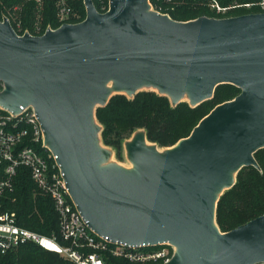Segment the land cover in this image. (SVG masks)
I'll return each mask as SVG.
<instances>
[{"label": "water", "instance_id": "water-1", "mask_svg": "<svg viewBox=\"0 0 264 264\" xmlns=\"http://www.w3.org/2000/svg\"><path fill=\"white\" fill-rule=\"evenodd\" d=\"M77 23L19 35L0 20V106H31L57 156L69 196L98 236L133 245L169 242L163 264H264V214L220 231L216 204L264 148V11L187 21L149 0H83ZM240 92L187 137L160 150L144 129L123 146L130 167L108 163L95 110L144 90L191 107L216 86ZM186 98V99H185Z\"/></svg>", "mask_w": 264, "mask_h": 264}, {"label": "trees", "instance_id": "trees-1", "mask_svg": "<svg viewBox=\"0 0 264 264\" xmlns=\"http://www.w3.org/2000/svg\"><path fill=\"white\" fill-rule=\"evenodd\" d=\"M262 0H149L154 10L168 14L172 19L187 21L199 16L229 17L245 13L263 12L258 3ZM99 12L108 8V0H92ZM212 3L228 7L225 13L210 8ZM251 4L245 7L244 4ZM68 11L63 22L77 23L85 18L83 0H0V20L7 17L15 32L24 31L41 35L47 27L57 28L61 11ZM1 89V84H0ZM240 89L233 84L216 86L212 98L191 107L186 101L172 106L167 96L155 91L142 90L129 98L114 94L107 104L97 107L95 116L101 124V141L104 145L122 150V143L137 129H144L149 142L159 147L174 145L187 137L197 123L217 104L234 98ZM23 145L36 148L45 154L41 141H32L30 134L23 138ZM119 153V152H118ZM259 168L244 166L236 174L233 186L219 197L216 223L222 232L229 231L264 214V148L254 153ZM5 164L0 162V180L4 177ZM4 210L16 214L18 225L41 234L52 236L66 244L59 233V217L52 199L41 192L32 180L30 170L18 167L12 185L2 195ZM104 264H134L126 259L103 254ZM0 264H74L68 258L43 249L34 243L20 244L0 253Z\"/></svg>", "mask_w": 264, "mask_h": 264}, {"label": "built area", "instance_id": "built-area-1", "mask_svg": "<svg viewBox=\"0 0 264 264\" xmlns=\"http://www.w3.org/2000/svg\"><path fill=\"white\" fill-rule=\"evenodd\" d=\"M258 5L264 11V0ZM236 6L240 5L223 7L211 4L218 13H225ZM244 6L250 7L251 4ZM67 13L61 11L62 22ZM29 134L32 141H41L45 154L32 146L23 145V138ZM42 139V129L31 106H21L18 114L0 106V162L5 164L4 177L0 180V253L20 244L34 243L68 258L74 264H104V253L134 264H163L170 260L174 248L169 242L155 246L133 245L96 235L72 202L57 156L43 145ZM21 166L30 170L37 188L52 199L59 217L58 230L66 244H61L55 235L47 236L18 225L16 214L4 210L3 192L11 187L16 170Z\"/></svg>", "mask_w": 264, "mask_h": 264}, {"label": "rangeland", "instance_id": "rangeland-1", "mask_svg": "<svg viewBox=\"0 0 264 264\" xmlns=\"http://www.w3.org/2000/svg\"><path fill=\"white\" fill-rule=\"evenodd\" d=\"M238 7V6H237ZM210 8L211 5H210ZM213 9V8H212ZM62 22V20H60ZM63 23H66V22H63ZM25 32V31H24ZM23 32V33H24ZM22 33V34H23ZM144 90L145 89H149V88H143ZM186 99V98H185ZM124 143V142H123ZM123 143H122V150H116V149H113L112 147L110 146H106L108 148H110L112 150V155L110 156L109 160H108V163H114V164H117V165H120V166H123V167H130L131 166V163L130 161L127 159L126 155H125V151H124V146H123ZM160 150L163 149V147H159L157 146ZM119 152V153H118ZM2 204H3V201H2ZM3 208H4V205H3Z\"/></svg>", "mask_w": 264, "mask_h": 264}]
</instances>
